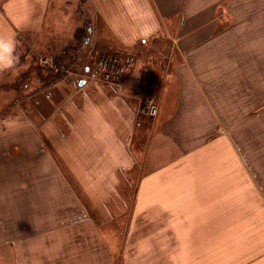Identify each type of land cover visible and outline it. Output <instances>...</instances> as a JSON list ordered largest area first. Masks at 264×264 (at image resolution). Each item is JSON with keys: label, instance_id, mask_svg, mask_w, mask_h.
<instances>
[{"label": "crops", "instance_id": "1", "mask_svg": "<svg viewBox=\"0 0 264 264\" xmlns=\"http://www.w3.org/2000/svg\"><path fill=\"white\" fill-rule=\"evenodd\" d=\"M84 1L0 0V34L15 37L19 44L21 34L32 33L47 49L67 47L78 31L72 17L78 8L82 22L92 25L90 38L95 47L130 53L147 46L161 48L164 43L165 85L156 84L151 76L148 86L161 92L171 80L161 107L166 118L141 115L139 102L135 103L129 90L139 86V92L145 82L141 78L138 83L139 78L129 71L122 80H104L99 87H79L80 79L71 76L68 82L28 96L25 100L37 113L36 122L26 113L22 114L25 119L13 116L0 122L8 128L0 132V264H111L61 263V258L99 254L97 245L89 242L92 239L105 248L100 255H110L114 247L110 234L117 217L123 233L117 243L119 254L128 259L173 255L172 249L158 241H168L169 235L173 238L180 224L190 233L192 224L197 223L199 229L200 222L218 221L222 203L216 200H222V190L235 193L237 207V185L236 190L224 187L232 182L233 170L228 173L227 168H219L227 154L230 159L233 154L236 161L237 152L218 151L216 140L207 143L205 103L190 106L188 98L202 90L206 93L207 85L223 78L220 72H208L209 65L221 58L220 50L264 48V0ZM153 22L159 30L142 43L141 26ZM254 31L257 37L247 33ZM125 61L131 64L134 58ZM246 62L253 68L247 70V79L264 84V65L259 68L254 59ZM181 116L204 129L192 135L197 147L183 150ZM156 124L154 135H149ZM13 145L18 150L12 151ZM250 176L247 182L253 184ZM215 181L219 187L213 184L208 189L206 183ZM122 185L133 192V199L117 200L123 209L116 216L109 210V201L106 205L98 201L101 211L95 216L90 194L118 191ZM208 190L213 191L209 196L213 201L206 200ZM79 191L87 199H78ZM62 192H68V201ZM190 193L196 200H190ZM256 194L252 197L259 198ZM62 208L68 210L63 213ZM78 241L82 242L78 245Z\"/></svg>", "mask_w": 264, "mask_h": 264}, {"label": "rangeland", "instance_id": "2", "mask_svg": "<svg viewBox=\"0 0 264 264\" xmlns=\"http://www.w3.org/2000/svg\"><path fill=\"white\" fill-rule=\"evenodd\" d=\"M69 11L67 12L71 15L72 11ZM80 11L81 9L77 8L76 15H72L78 23V31L85 23L82 22ZM252 18L249 17L250 23L253 21ZM67 23L68 21L64 24L67 25ZM252 26L257 27L258 24L253 21ZM247 33L252 37L258 35V32L255 31ZM262 36L264 39V32H262ZM19 40L18 52L21 55V61L18 75L13 77L4 74L0 77L1 123L13 116L19 120L25 119V117H22L24 113L36 122L37 113L33 106H27L25 99L45 88L44 86L50 81L58 80L57 77L59 76L50 77V75H53L50 68L55 61L62 66L61 74L64 76L48 86L58 82H68V79L72 76L74 79H80L79 87H81L80 85H83L84 88L87 86L99 87L103 84L104 79L94 76V70L98 66L100 56L105 55L118 58L125 66V73L129 71V74H134L133 77L139 78L138 83H140L141 78L145 82L142 85L141 97L136 95L140 90L137 89L139 86L134 90H129L131 92L129 95L132 96L135 103L139 102L138 109L143 97L155 96L160 108L156 118L159 115H161V119L166 118V114L163 109L161 111V107L165 103V95L168 86L172 83L171 80L168 79L169 81H167L161 92H157L153 88L149 90L148 86L151 76L155 79L156 84L162 83L161 87L165 85L164 69H162L165 56L164 43L161 44V48L147 46L135 51L132 50L130 53L126 51L116 53L117 51H112L109 48L106 50L103 46L100 47L101 49L98 47V49L90 51L84 41H77L76 38L67 47L62 46V48L52 50L40 45L37 36L32 33L21 34ZM220 51L221 58L218 56L219 60L209 65L208 72L210 74L220 72V76L223 78L221 80L216 79L212 85L206 86L207 96L204 90L200 91V94L193 95L192 93L188 98V102L190 106L191 104L192 106H201L203 102L205 103V136L207 143L216 140L218 151L225 153L237 152L236 161L233 154L232 159L227 154L222 158L223 160L219 166V168H227L228 173L230 168L233 170L232 182H228L224 187H228V190H233V188L236 190L237 185V207L234 205L236 204L234 202L236 200L235 193L222 190V200H216L218 205L222 203L221 216L218 221L214 223L209 222L207 219L208 221L204 225H201L200 222L199 229H197V223L192 224L190 233L183 230L184 225L180 224L181 226L174 232L173 238H170L171 235H169L168 241L165 242V239L158 241V244L163 243L162 247L167 245L168 250L169 248L172 249L173 255H156L154 257L147 254L137 257V259H133L134 257L128 259L126 256L119 254L117 243L118 239H122L123 233L120 234V217H117L116 222L113 224L114 230L110 234L109 243L114 246L111 247L110 255H100L101 251L106 252V250L98 245L99 240L92 239L89 242L97 245L94 248L95 252L99 254L64 256L61 258V263L264 264V207L262 206L264 203V84L260 80L255 81V79L251 83L250 78L252 77L247 79V70L251 71L253 68L250 62H246L249 59H254L258 62L259 68L264 65L262 63L264 52H261L264 51V48H237V51L235 48H229L227 51ZM246 52L250 54L248 53L246 56ZM129 55L134 58V63L129 64L125 61L130 57ZM82 56L84 58H81ZM176 62L177 60H175ZM87 66H90L89 70ZM253 66L256 69L257 64L255 63ZM84 80L86 83L81 84ZM247 82L251 84L248 85ZM202 94L205 98L201 96ZM30 103L33 105L32 101ZM140 113L145 115L143 112ZM180 122H182L181 143L183 150H186L188 146L190 149L197 147L198 142L193 141L192 135L194 131L200 130L201 133L204 129L194 127V122L189 121L185 116H181ZM199 124L201 126V121ZM156 127L157 124L151 126L148 134L153 136ZM6 130L8 128L4 124L0 125V132ZM174 143L177 144L176 141ZM207 147H209L208 144ZM15 150L18 149L16 145H13L12 151ZM64 163L69 167L66 160H64ZM208 167L210 168V163ZM217 167L216 162L215 168ZM234 171L238 174V180H235L236 174L234 175ZM250 175H252L253 184L247 182V179L251 177ZM213 184L216 188L219 187V183H216V181L215 183H206L208 189L213 188ZM134 187L136 188V182ZM254 189L259 198L252 197V195H255L253 193ZM212 192V190L207 191V202L213 201L209 198L213 194ZM77 193L78 199H87L85 192L79 191ZM219 194V191L215 192L216 198L219 197ZM62 195L63 200L68 201V192H62ZM190 195V200H196V196L195 198L192 197L193 193H190ZM90 197L95 201V208H93L95 216L99 215L101 211L97 207L98 201H103L104 205L109 201V210L112 216H116L117 212L123 209L117 206L116 201L133 199V192H129V189L122 185L119 186L118 191L109 193L93 192ZM249 204L255 205L251 206ZM62 209L63 213L68 210V208ZM125 217L127 218V215L123 217V220L121 219V229L125 227ZM81 242L78 241V245ZM158 252H161V250H158Z\"/></svg>", "mask_w": 264, "mask_h": 264}, {"label": "clouds", "instance_id": "3", "mask_svg": "<svg viewBox=\"0 0 264 264\" xmlns=\"http://www.w3.org/2000/svg\"><path fill=\"white\" fill-rule=\"evenodd\" d=\"M159 30L158 23L141 26L140 40L146 43ZM18 41L15 37L0 34V75H18L20 68L21 55L18 52Z\"/></svg>", "mask_w": 264, "mask_h": 264}, {"label": "built area", "instance_id": "4", "mask_svg": "<svg viewBox=\"0 0 264 264\" xmlns=\"http://www.w3.org/2000/svg\"><path fill=\"white\" fill-rule=\"evenodd\" d=\"M97 68L94 70V76L101 77L106 81H120L125 75L124 64L116 57L107 55L100 56ZM142 92L139 91L137 96L141 97ZM140 111L150 117H156L159 112V105L156 97H143L140 101Z\"/></svg>", "mask_w": 264, "mask_h": 264}, {"label": "trees", "instance_id": "5", "mask_svg": "<svg viewBox=\"0 0 264 264\" xmlns=\"http://www.w3.org/2000/svg\"><path fill=\"white\" fill-rule=\"evenodd\" d=\"M90 26H92V25L89 22L85 21L83 27L79 29V31H78V33L76 35L77 36L76 39H77V41H84V43L86 44V47H88L89 50L92 51L93 49H98V47H95V44L94 43L92 44V42H91ZM81 58H84V56H82ZM50 70H51V72L53 74V75H50V77L59 76V77H57L58 80H59V79H61L64 76V75L61 74L62 73V66L59 64V62L55 61L54 64L51 66ZM58 80L54 79L53 81H50L49 83H47L44 87H46L49 84H51L53 82H56Z\"/></svg>", "mask_w": 264, "mask_h": 264}, {"label": "bare ground", "instance_id": "6", "mask_svg": "<svg viewBox=\"0 0 264 264\" xmlns=\"http://www.w3.org/2000/svg\"><path fill=\"white\" fill-rule=\"evenodd\" d=\"M117 133V132H116Z\"/></svg>", "mask_w": 264, "mask_h": 264}]
</instances>
